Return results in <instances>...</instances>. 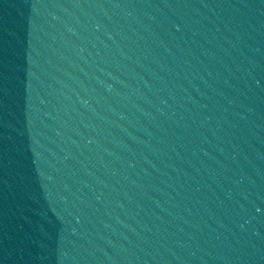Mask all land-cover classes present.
<instances>
[{
    "label": "water",
    "instance_id": "1",
    "mask_svg": "<svg viewBox=\"0 0 264 264\" xmlns=\"http://www.w3.org/2000/svg\"><path fill=\"white\" fill-rule=\"evenodd\" d=\"M0 264H264V0H0Z\"/></svg>",
    "mask_w": 264,
    "mask_h": 264
}]
</instances>
